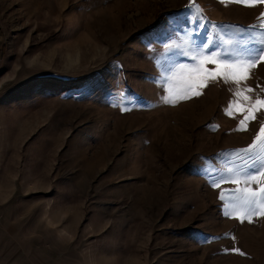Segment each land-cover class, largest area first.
Segmentation results:
<instances>
[{
  "label": "rangeland",
  "instance_id": "374dc122",
  "mask_svg": "<svg viewBox=\"0 0 264 264\" xmlns=\"http://www.w3.org/2000/svg\"><path fill=\"white\" fill-rule=\"evenodd\" d=\"M262 14L264 0H0V264H264V216L241 222L225 191L254 174L238 150L264 110L239 130L249 113L231 102L264 98V62L201 88L199 61L169 48L198 19L214 39H264ZM229 167L241 184L212 186Z\"/></svg>",
  "mask_w": 264,
  "mask_h": 264
},
{
  "label": "snow or ice",
  "instance_id": "6c2138e0",
  "mask_svg": "<svg viewBox=\"0 0 264 264\" xmlns=\"http://www.w3.org/2000/svg\"><path fill=\"white\" fill-rule=\"evenodd\" d=\"M190 7V6H186ZM264 16V14H262ZM191 25V21L189 22ZM256 27V26H251ZM205 26L201 25L199 19L195 22V27L191 28V31L186 32L187 47L183 44L169 45L173 56L189 57L192 61H199V68L197 71L203 73V80L200 82L199 87H206L204 81L211 79L217 80L222 77L225 83H235L237 85L242 84L244 81L250 78L251 69L258 66L259 63L264 62V39H256L251 33H247L244 38L236 40H220L219 35L217 38H213L211 30L205 32ZM223 45H236L242 47L248 54L247 62H242L239 59L232 60L222 52L215 51L217 47ZM204 51H208L210 54L205 55ZM227 49H225V52ZM196 53V55H192ZM224 58H221V57ZM212 64L214 68H208L206 65ZM187 67L185 64L173 63L170 67V71L175 72L177 69H183ZM188 90L193 89V84L187 85ZM252 88H246L244 91H237L235 96L238 99H234L231 103L239 112H246L249 115H245L244 119L240 121L239 130H247V123L255 119V113L257 110H264V98H257L255 100V107H245L243 103H240V98L243 100H251L252 97L245 93H251ZM192 95L200 96L201 91H192ZM183 99L191 98L187 95L182 97ZM165 103L176 104L177 101L171 98L165 100ZM227 114L231 116L233 113L231 109L227 110ZM241 153L247 154L251 163L245 161V168L251 169L252 173L248 174L247 179L243 181L245 187H236L232 189H226L232 193L230 197H227L231 201L228 207L233 211L238 212L239 215L235 218L241 222L245 220L252 222L253 215L264 216V125H262L254 137L253 142L247 147L238 150ZM229 176L222 177L220 181L214 182L212 186L221 188V184L224 182H230L235 185H240L241 180L239 178H232L234 175H239V170L234 171L232 167L227 168ZM255 184L256 187H252L251 184ZM226 199L224 193L220 195V200L223 202ZM223 204L221 210L223 213ZM225 215H231V213H223ZM215 239V237H212ZM229 251L240 252L239 248L229 249ZM243 254V253H241Z\"/></svg>",
  "mask_w": 264,
  "mask_h": 264
}]
</instances>
